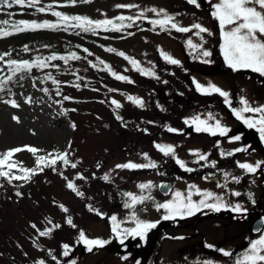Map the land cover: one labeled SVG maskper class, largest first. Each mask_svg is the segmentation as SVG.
I'll return each mask as SVG.
<instances>
[{"label": "rangeland", "instance_id": "rangeland-1", "mask_svg": "<svg viewBox=\"0 0 264 264\" xmlns=\"http://www.w3.org/2000/svg\"><path fill=\"white\" fill-rule=\"evenodd\" d=\"M45 1H48L46 16L60 12L93 21L114 20L119 16L135 18L141 13L148 19H161L162 14L158 16L147 10L164 9L180 26L200 23L212 35L201 33V40L195 35V29L181 33L169 28L157 33L142 31L125 40L103 41L106 48L90 46L95 57L104 62L102 66L107 73L97 76L86 72L90 86L71 90L66 100V112H61L49 90H42L44 83L39 79L15 89L10 100H15L19 107H12L4 102L8 100L0 99V157L11 148L25 145L42 150L34 154L25 149L14 154L10 159L15 165L10 170L12 174L23 176L21 169L37 168L36 157L48 153L67 152L70 161L68 165L58 161L44 174L30 173L28 179L12 180L19 188L28 189L30 197H21L14 203H2L0 199V264H38L40 260L45 264H71V261L75 264H137V261L146 264L152 247L162 234L165 236L157 244L151 264H202L205 260L213 264H234V257L260 234L249 230L247 224L232 219L243 214L229 209L219 212L204 209L182 219L163 220L164 212L157 210L155 202L171 199L175 191L186 193L188 186L194 184L223 197L227 205L239 203L246 213L255 208L259 215L254 219L264 218V166L256 173H247L237 166V162L255 164L264 161V141L256 129L248 128L233 115L223 97L217 93L201 94L193 84V80L202 85L211 82L229 92L231 107H241L240 97L246 98L252 107H258L264 105V76L250 70L233 71L226 65L220 53L218 22L210 15L211 6L205 0H198L199 8L188 0H98L84 5L75 3L60 8L61 11L57 10L54 0ZM117 5L136 7L119 8ZM189 39L196 44L202 43L212 55L201 57L199 51L187 46ZM2 47L5 48L0 46V51ZM161 51L180 63H169ZM120 52L125 56L119 55ZM125 57L136 60L140 68L151 70L154 75L142 74ZM203 60L211 62L204 63ZM3 67L4 63L0 62V70ZM112 72L126 76L128 80H117ZM128 96L140 98L143 107L129 101ZM113 100L121 107L116 108ZM196 115L208 120L209 124L219 120L230 131L225 136L197 133L184 123L185 119L191 121ZM13 116L18 117L19 122L13 120ZM239 123H242V129ZM169 127L182 131L170 132ZM236 135L241 139L230 141V137ZM156 144L173 145L175 156L163 155ZM237 148L247 150L234 152ZM191 150H199L207 155V160L194 163L198 156H192ZM230 151L234 154L221 155V152ZM176 158L195 170L188 172L180 168ZM128 161L137 164L154 162L157 167L116 168ZM71 163H76L77 167L72 168ZM4 170L9 169L5 166ZM226 172L230 174L227 178ZM81 175L84 179L78 178ZM105 175L108 180L103 179ZM232 176L239 177V182L233 181ZM68 181L73 182L83 195L77 196L69 189ZM148 182L153 187L141 192L138 185ZM161 183L170 186L165 194L158 190ZM10 186L0 177V197L10 190ZM125 192L151 195L153 200L137 205L135 211L140 219L159 223L144 239L129 237L121 244L111 231L110 217L116 215L123 221L122 228L135 226L131 218L133 210L124 207ZM234 192L241 195L235 196ZM193 199L201 197L194 194ZM61 205L68 212H64ZM89 207L95 211H90ZM69 216L76 227L67 224ZM194 222L195 232L191 228ZM49 229L48 235H39L40 231ZM81 230L88 238L104 239L109 243L88 251L83 243H77ZM64 243L71 247L68 257L62 255ZM206 245L228 249L234 255L224 257Z\"/></svg>", "mask_w": 264, "mask_h": 264}, {"label": "snow or ice", "instance_id": "snow-or-ice-1", "mask_svg": "<svg viewBox=\"0 0 264 264\" xmlns=\"http://www.w3.org/2000/svg\"><path fill=\"white\" fill-rule=\"evenodd\" d=\"M84 2H88V0H84ZM211 6L210 15L213 19L218 22V26L220 29V37L221 43L220 53L226 63V65L231 68L233 71L239 70H250L254 73H258L261 76H264V0H205ZM39 3V0H0V6H7L11 8L13 5L19 6H29L35 7L36 4ZM71 3L75 4L76 0H71ZM188 3L195 5L196 7H200L198 0H188ZM119 8H131L136 7L135 5H117ZM40 12H44L45 8L41 7L38 9ZM152 13H156L158 16L162 14L163 18L161 19H148L147 17L143 16V13L140 16L135 18L131 16H119L116 19L121 21L120 28L125 27L124 21H133L139 20L141 18L148 19V22L153 25V28L159 26L161 30L167 31L170 29L175 30L181 33H188L191 32L193 29L196 30L195 35L199 36L201 40L203 37L201 33H206L208 35H212L211 31L201 25L200 23H194L190 27L180 26L178 23L173 22L174 17L170 16L166 13L164 9L157 10L156 8L148 9ZM53 15L59 17L63 21V28L67 30L68 27H79L83 31L93 30L95 31L98 28H104L108 30V26H113V20L111 19H103V20H91L88 17H81V16H67L60 12H53ZM74 22V23H70ZM2 26H9L10 30H5ZM61 25L57 24H50L49 22L45 21L43 23H36V22H29L25 20H20L16 22H9L8 20L0 21V36H6L11 34L12 31L20 32L25 31L29 28H55L60 27ZM132 24H128L127 27H131ZM119 30V29H117ZM187 46L193 50L199 51V55L201 57H210L212 55L211 51L204 49L203 44H196L193 43L191 39L187 40ZM87 52V49H84ZM108 51H115V49H108ZM119 55L125 56L123 52H120ZM161 55L163 58L173 65H178L180 63L179 60L174 59L170 55L161 51ZM71 59H79L75 54H72ZM126 59L130 60V63L137 68L142 74L145 75H154L151 70H146L140 68L138 62L134 59L125 57ZM57 56L52 55L45 59L37 58L33 62L29 61H21L18 62L16 60L8 61V67L12 73V76L16 75L17 73L28 72L31 71L33 67L39 68L43 70L44 68L48 67V61L56 60ZM60 59H65L64 57H60ZM0 60H3V57H0ZM204 63H210L209 60H203ZM101 63H104L101 61ZM95 66V65H93ZM110 70V69H109ZM112 75L117 80H128L126 76L118 75L115 72H112ZM12 76H8L6 80L0 79V91H4L5 86L8 81L12 79ZM48 78H51L50 76ZM131 82V81H129ZM53 83H58L57 81L53 80ZM193 84L197 92L201 94H212L217 93L221 97L224 98V103L229 105L233 115L238 119L241 120L248 128H254L259 132L260 139L264 141V105L258 107H252L249 104V101L244 98H239V104L241 107H231V100L230 94L227 91L222 90L217 85L209 82L207 85H202L201 83L193 80ZM43 91L47 92V89H42ZM114 91V90H110ZM129 101L143 107V101L140 98L128 96ZM65 99H69L65 97ZM5 103H10L12 107H19L15 100H8L4 101ZM112 103L116 106V108H120L121 105L113 100ZM245 113H252V116H245ZM258 114V115H257ZM117 119H121V117L117 116ZM209 118H211V114H209ZM13 120L19 122V118L16 116L12 117ZM184 123L193 127L194 131L197 133L199 132H207L211 135L215 136L217 134L221 136L227 135L230 131L229 128L222 126L219 120H216L214 124H209L208 120L201 119L199 115L193 116L191 121L185 119ZM74 127V125H73ZM170 132H181L182 130L175 129L169 127L167 129ZM241 139L240 135H236L230 137V141H238ZM71 145H69L70 147ZM155 147L165 156H175V148L173 145H162L156 144ZM27 150L31 153H37L42 151L41 149H37L33 146L25 145L23 148L16 147L7 150L2 157H0V177L5 178L11 183L13 179H28L29 174H35L37 169L43 171V167L40 166V163L44 162V167H53L57 164L58 161H61L63 164L68 165L70 163L68 159V153H56L53 155L52 153H48L44 156H37V168H23L21 171L24 173L23 176H17L11 173V169L15 167L13 163H10L11 157L23 150ZM247 149L237 148L234 152L246 151ZM234 152H221L222 156H231ZM190 154L192 156H198V159L194 161V163L199 164L200 161L207 160V155L202 154L199 150H191ZM145 158H147V154H144ZM175 162L180 166V168L184 169L185 171L192 172L195 169L189 168L186 165V162L176 158ZM7 166L9 169L5 171L4 168ZM212 166L215 167V162H212ZM237 166L240 169L246 170L247 173H256L257 170L261 169L264 166V161H257L255 164L252 163H241L237 162ZM72 168H76V163H71ZM148 167H157L154 162H149L147 164H137L132 161H128L124 164L116 165L118 169H140V168H148ZM55 170V169H54ZM230 174L224 173L225 178H227ZM79 179H84L81 175L78 177ZM233 181L239 182V177L232 176ZM104 180H108L109 177L105 175L103 177ZM207 179V177H205ZM221 187H226V185H219ZM67 187L73 190L77 196H82L83 193L79 191L73 182L68 181ZM153 187L151 182L148 183H141L138 185V188L141 192L145 190H150ZM160 188L162 190H169L170 186L167 184H161ZM198 195L201 197L199 200H194L193 195ZM17 196H20L21 193L17 192ZM233 195L239 196L241 195L239 192H234ZM123 196L127 197V200L124 203V207L126 209H132L131 218L134 221L135 226L131 228H122L121 224L123 221H119L116 215H112L110 217L111 220V231L112 233L116 234L117 238L121 244L124 243V240L131 237L133 239L139 237L140 239H144L147 232L157 226L159 221H145L140 219L137 215L135 208L137 205H142L146 201H152L153 197L151 195H136L131 192L123 193ZM212 201V202H209ZM64 212H68V209L63 205L60 206ZM155 207L157 210H163L164 214L162 215L163 220H175L177 218H185L188 216L195 215L198 212H202L204 209H210L216 212L221 211L222 209H229L239 214H245L246 209L243 208L239 203L233 205H227L223 201V197L214 195V193L206 190H201L194 184H190L188 186V190L186 193L181 191H175L172 193V198L164 201V202H155ZM90 211H95L91 207H89ZM97 215H102L101 213L97 212ZM51 223V221H49ZM67 224L76 227L73 223L72 218L69 216L67 218ZM262 226H264V218L261 221ZM33 228H36V225H32ZM54 227L58 228L59 225H54ZM51 229L46 231H40V236H46L49 234ZM258 235V238L252 239L249 241L248 247L240 254L234 257V264H264V229L257 228L255 229ZM77 243H83L88 251H92L94 247H103L107 243L108 240L99 239V238H88L84 231H79V239ZM209 248H213L215 251L220 252L224 257H233V252L229 250H225L222 248H215L213 245H206ZM64 257H68L71 251V247L69 244L64 243L62 245ZM127 259V257H124ZM53 259L55 260L56 257L54 256ZM38 264H45L43 260L38 261ZM71 264H75V261H71ZM139 264V261H137ZM202 264H213L212 261L205 260Z\"/></svg>", "mask_w": 264, "mask_h": 264}, {"label": "trees", "instance_id": "trees-1", "mask_svg": "<svg viewBox=\"0 0 264 264\" xmlns=\"http://www.w3.org/2000/svg\"><path fill=\"white\" fill-rule=\"evenodd\" d=\"M54 1L57 3V10L59 11H61L60 8L64 9V7L74 5L71 0ZM93 1L98 0H88V2ZM88 2L76 0V4L80 5ZM47 5L48 1L39 0L35 7L13 5L8 8L7 6H0V21L8 20L11 23L25 20L34 21L38 24L47 21L50 24L61 25L55 28H29L20 32L12 31L9 35L0 36V46H5L0 51V57H3L0 62L4 63V67L0 70V79L6 80L8 76H12L8 61L33 62L37 58L45 59L52 55L57 56L56 60L48 61L49 66L43 70L33 67L31 71L17 73L12 76V79L7 82L4 91H0V99L10 100L16 88H23L33 79H39L44 83L45 89L53 94L61 112H66L68 104L65 97L70 94L71 90L90 86V83L87 82L86 72H93L97 76L100 73H107L102 66L101 58L95 57L90 50V46L105 47L103 41L125 40L142 31H153L155 33L161 31L159 26L153 28L148 19L144 18L135 20L134 23L126 20L123 22L125 25L123 28L119 27L121 21L114 19L115 28L108 26V30L98 28L95 31L91 29L83 31L79 27H68L67 30H64L63 21L59 17L53 15V13H51V17L46 16L48 14L46 11ZM41 7L45 8L44 12L38 11ZM128 24H132V26L127 27ZM2 27L5 30H10L9 26ZM84 49L88 51L85 52ZM72 54H75L79 59H71ZM60 57L65 59H60ZM49 76L51 78H48ZM53 80L58 83H53ZM54 116L57 117L58 115ZM40 166L43 167V171L38 169V174H44L49 168L44 167V162L40 163ZM7 182L9 181L7 180ZM10 185V190L0 197L2 203H14L16 202L14 200L21 197H30L28 189L19 188L13 181H11ZM17 192H20L21 195L17 196ZM2 203L0 202V205Z\"/></svg>", "mask_w": 264, "mask_h": 264}, {"label": "flooded vegetation", "instance_id": "flooded-vegetation-1", "mask_svg": "<svg viewBox=\"0 0 264 264\" xmlns=\"http://www.w3.org/2000/svg\"><path fill=\"white\" fill-rule=\"evenodd\" d=\"M239 125H240V129H242L241 127H242V123H239ZM255 208H253V210L252 209H249L248 210V212L246 213V214H243V215H236L235 217H232V219L234 220V221H237L238 223H240V224H247L248 226H249V230H250V226H251V224H252V222L255 220L254 218L257 216V215H259V214H257L256 212H255V210H254ZM257 211V210H256ZM258 212V211H257ZM197 222V221H196ZM196 222H194L192 225H191V228H192V230H193V232H195V224H196ZM261 228H262V226H261ZM163 236H165L164 234H162L161 235V238L163 237ZM160 238V240H157L156 241V244H158V243H160V241L163 239H161ZM225 250H228V249H225ZM223 257V256H222ZM226 260H229V258H226Z\"/></svg>", "mask_w": 264, "mask_h": 264}, {"label": "water", "instance_id": "water-1", "mask_svg": "<svg viewBox=\"0 0 264 264\" xmlns=\"http://www.w3.org/2000/svg\"><path fill=\"white\" fill-rule=\"evenodd\" d=\"M263 180H264V179H263ZM161 184H167V183H161ZM161 184H160V185H161ZM160 185L158 186V190L160 191V193L165 194L168 190H167V191L162 190V189L160 188ZM167 185H168V184H167ZM261 185H263V183H262ZM262 218H263V217H261V216H260V217H257V218L252 222L251 227H250V229H251L252 232H256L255 229H257V228H261V226H262V224H261ZM156 247H157V244L154 245V246L152 247V250H151V256L148 257V259H147V261H146V264H151L152 256L154 255V253H155V251H156Z\"/></svg>", "mask_w": 264, "mask_h": 264}]
</instances>
